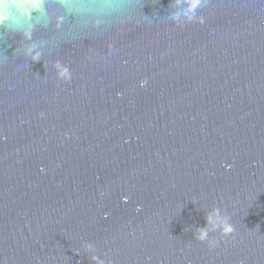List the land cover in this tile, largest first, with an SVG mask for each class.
Segmentation results:
<instances>
[{
	"label": "water",
	"instance_id": "95a60500",
	"mask_svg": "<svg viewBox=\"0 0 264 264\" xmlns=\"http://www.w3.org/2000/svg\"><path fill=\"white\" fill-rule=\"evenodd\" d=\"M63 2L0 29V264H264V0Z\"/></svg>",
	"mask_w": 264,
	"mask_h": 264
},
{
	"label": "clouds",
	"instance_id": "9594fccd",
	"mask_svg": "<svg viewBox=\"0 0 264 264\" xmlns=\"http://www.w3.org/2000/svg\"><path fill=\"white\" fill-rule=\"evenodd\" d=\"M175 2L177 6H181L185 0H175ZM46 3L47 0H0V29H3L4 33L18 32L26 34L34 31L36 23L45 19L42 13ZM199 6L200 0H191V2L188 0L189 12L193 15ZM61 7L85 12L93 5L87 2L73 3L70 0H64ZM34 13L38 15L34 17ZM206 229L207 227L197 231H205Z\"/></svg>",
	"mask_w": 264,
	"mask_h": 264
}]
</instances>
